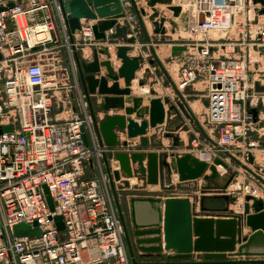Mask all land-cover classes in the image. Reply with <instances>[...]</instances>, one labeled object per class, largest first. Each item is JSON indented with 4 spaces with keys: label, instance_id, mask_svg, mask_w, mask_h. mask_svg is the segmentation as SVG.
Masks as SVG:
<instances>
[{
    "label": "built area",
    "instance_id": "built-area-1",
    "mask_svg": "<svg viewBox=\"0 0 264 264\" xmlns=\"http://www.w3.org/2000/svg\"><path fill=\"white\" fill-rule=\"evenodd\" d=\"M142 1L155 8L148 5V0ZM120 3L125 13V8L137 0ZM186 7L192 19L190 30L201 36L187 42L185 57L176 67L179 81L173 84L177 93L170 107L169 97L164 96L168 98L166 115L179 106L178 90L199 80L206 98L205 125L199 129L207 136L215 131L219 135L208 149L233 154L231 145L241 136L247 156L259 145L249 132L261 136L264 131L256 125L259 117L254 120L247 110V102L250 106H256V102L246 79L244 50L250 51L251 62L257 61L251 52L260 57L264 13L259 10L264 3L189 0ZM201 13L202 21L198 22ZM135 16L125 13L124 17L131 23ZM94 22L81 16L80 28L70 33L60 0H0V127L12 124L11 129L0 131V264H132L102 156L114 151H141L137 148L140 142L130 145L133 137H127L125 129L115 128L119 144L114 148L100 146L80 92L77 99L82 112L70 113L64 122L52 118L62 87L77 84L74 50L101 42L94 38ZM236 25L238 36L228 41L224 35ZM220 28H225L224 35L207 36ZM252 78L250 75L249 80ZM161 124L148 128L147 133L151 130L150 135H154ZM199 129L192 131L191 127L187 142L194 156L201 153ZM124 140L127 145L122 144ZM180 153L166 154L165 159L170 162ZM107 160L111 171L119 169L113 156H107ZM88 169L95 174L87 175ZM43 184L47 185L53 209L46 201ZM55 215L61 216L62 229L57 227ZM20 222L37 226L38 234H15L14 226Z\"/></svg>",
    "mask_w": 264,
    "mask_h": 264
},
{
    "label": "water",
    "instance_id": "water-1",
    "mask_svg": "<svg viewBox=\"0 0 264 264\" xmlns=\"http://www.w3.org/2000/svg\"><path fill=\"white\" fill-rule=\"evenodd\" d=\"M63 9L67 12V23L70 33L75 29L80 28L79 17H90L95 19L92 24V32L96 41H107L109 43L118 42L116 46L115 56L121 59V63L115 70L108 58L99 60L98 52L104 53L108 57L107 46L99 49H94L92 60L86 61L82 57L81 49L74 50V59L76 65V72L79 86L89 105V112L92 119L93 129L96 134L97 142L100 146L104 144L108 147L114 148L119 142L115 128L125 129L127 137H139V142L142 146H146L149 142L154 145L158 140L155 135L149 139L146 136L148 128H154L158 124L165 121L166 108L165 103L168 102L167 97L160 95L147 96L148 105L141 106L140 96H129L132 84V79L135 77V70L140 64L137 56H129L127 51L130 45L135 42V36H126L131 33L130 22L125 18L120 0H60ZM171 0H148L147 3L153 6L156 2L170 3ZM264 3V0H259ZM12 4L11 2L9 3ZM91 5L92 7H90ZM168 7L173 11L174 15H178L181 7L179 5L169 4ZM259 12L264 13V8ZM158 15L155 10L151 18ZM124 17V18H122ZM203 14L201 13L198 22L202 21ZM122 18V21L119 20ZM165 20L164 16H160L158 20L153 21L155 25V32H164L162 22ZM170 21V20H169ZM111 29L107 34L105 30ZM186 49L184 44H173L171 46V54H176L178 51ZM110 56V55H109ZM1 58V53H0ZM162 67V63L157 60ZM100 66L105 67V74H100ZM98 76H95V75ZM123 77L125 86L120 87L118 79ZM112 79V83L107 85V80ZM142 84V81H138ZM101 95L103 100L99 105V109L107 111L110 107H119L124 109V114H104L102 118L98 119L93 109L92 99L90 94ZM153 93L150 90V94ZM182 98V97H181ZM131 100L132 104H126ZM180 104V102H178ZM206 104V103H205ZM183 106L182 104H180ZM248 112H251L253 119L258 117V107L250 106L247 102ZM191 115V111H189ZM134 113V116L131 114ZM187 114V113H186ZM147 116V117H146ZM191 116H194L193 114ZM12 128V124L3 125L1 130H8ZM166 136H171L174 141L178 137L170 132H166ZM123 145H127L128 141H122ZM228 156L244 165L241 161L234 157L233 154L226 152ZM107 156H113L119 163V169L110 170ZM103 153V162L106 172L109 177L110 186L113 190V196L119 217L122 222L123 236L126 244L128 254L131 258L132 264H235V263H256L264 262L262 259L241 258L232 259L227 258V255H263L264 256V199L256 197L252 194L244 195L243 206L241 212H234L233 209L227 205L216 208L225 211L227 214L218 217L207 216H192V203L187 196H166L161 198L159 196H133L129 199L130 214H131V228L128 229L126 221L121 212L120 202L116 193L114 180L119 181L121 175L126 178L136 176L144 179L147 183H158L160 180V170L165 166L168 171L172 167L177 173L179 180L195 179L203 176L204 178H215L219 176L216 169V164L228 167L226 161L220 157L214 158V164H210L204 158L196 157L189 152L173 156L168 162L165 158H161L159 153L153 149L148 151H114ZM248 162L254 161V155L249 152L246 156ZM145 161V163H144ZM209 167L211 173L207 174L205 171ZM246 167V166H245ZM231 177L225 180V184L230 181ZM262 180V179H261ZM125 186L128 185V180H122ZM46 201L53 209V200L50 196L46 184L42 185ZM204 196L199 199L200 209H206L203 203ZM215 198L229 199L226 194L215 195ZM229 200H234L231 197ZM135 201L148 202L150 207L143 210L135 211ZM163 204V208H162ZM215 209V208H214ZM252 209V210H251ZM57 227L63 228V223L60 215H55ZM208 223L209 228H201L200 224ZM223 224H229L230 229L225 231L221 228ZM248 226L251 232L244 237L241 242L242 226ZM14 232L17 235H34L38 234L37 226L20 222L14 226ZM163 235V237L161 236ZM150 235V236H147ZM193 235L195 236L193 238ZM236 240L238 244L236 252ZM141 250V256L149 257L152 253L164 258L162 260H141L135 259L134 247ZM174 250L175 253L164 251ZM191 251L204 252L203 261H187V260H170L171 258L184 259L190 256Z\"/></svg>",
    "mask_w": 264,
    "mask_h": 264
},
{
    "label": "crops",
    "instance_id": "crops-1",
    "mask_svg": "<svg viewBox=\"0 0 264 264\" xmlns=\"http://www.w3.org/2000/svg\"><path fill=\"white\" fill-rule=\"evenodd\" d=\"M172 3L174 5H179L180 0H174V2H172ZM158 5H161V3L160 2L155 3V8L158 9L159 15L155 16L153 19H150L151 8L148 6L150 8V10H148L147 6L145 5V3L142 0H137L136 4L134 3L133 6H131L129 8H125L126 14L134 13L136 15L135 19L130 23L132 32L126 34V36H130V34L135 36V42L130 45V49L127 51V54L129 56L135 55L140 60V64L134 73L135 77L131 81V82H134V84L132 83L130 85L131 92H130L129 96H127V98L130 99V97H132V96L133 97L134 96H140L141 97L140 105L144 106V105H148L147 96H152V95H160L163 97L167 96V97H169V103H167V105H169V107H170V104L174 103V98L176 96H175V92L172 88L175 80H174V76L172 74L173 72H170L171 68H169V67L172 64H176V67H177V65H179L180 62L184 59L185 54H186L185 49L178 51L176 54H171V52H172L171 46L173 44L187 45V42H189V39H190V35L188 34V31H190L191 21H190V19H187L185 17V12L179 13V15L175 16L173 14V11L171 9H169L168 7H166L167 4H162V5H164L162 8H160V6H158ZM138 9L141 10L140 13L138 12V11H140ZM142 9H144V12L142 11ZM161 15H163L165 17V20L162 22V27L164 28L163 33L162 32H155L154 31L155 25L153 24V20L154 21L158 20V18ZM119 20L122 21L121 18H119ZM117 45H118V42L109 43L107 41L96 42V43L94 42L92 44L85 45V46L81 47L82 57L86 61H90V60H92V54H93L94 49H99L103 46H107L108 57L106 54L98 52V59L102 60V59L108 58L112 64L113 68L116 70L117 67L119 66V64L121 63V59L116 58V56H115V51H116ZM157 60H159L162 63V67L159 65ZM172 66H174V65H172ZM100 67H101L100 74H105V72H106L105 67L104 66H100ZM159 70H161V71H159ZM95 76H98V75L96 74ZM138 81H142V84H138ZM76 82H77L76 86L72 85L71 87H68V86L62 87V89L60 91L61 94L58 95L59 100H57V99L55 100V102H57L58 105H60V104L62 105V108H64L67 104L65 109H62L61 114L66 113V115H67V113H69V111H70L69 107H72V111H70V113H72V112L74 113L77 111V106L74 104L73 100H75V98H78L77 97L78 92L82 93V95H83V92L79 86L77 72H76ZM111 83H112V79L109 78L107 80V85H110ZM118 84L120 87L125 86L123 77H120L118 79ZM132 85H133V87H132ZM196 89L201 90V87L196 88ZM150 90H152L153 93L150 94ZM183 90L184 89L179 90L180 98L177 97V100L175 99L176 102H180V104H182L183 106H181L180 104H177L179 106L175 105L176 107H173L174 108L173 111L167 112L165 121L161 125L165 124V122L169 118V121H168L169 123H168L167 129H172L175 131L177 129L181 130L179 132V135H180V138H179L180 143L179 144L185 145L188 142V135H189L188 133L190 132L191 127H192L190 122H189V117L191 118L192 113H191V115H189L188 110L190 111V109L188 108V106L184 102V100H186V98H185V92H183ZM83 97L85 98L84 95H83ZM90 97L92 99L93 109H94L98 119L102 118L103 115L106 113H108V114H116V113L124 114V109L119 108V107H110L107 111L101 110L97 107H99V105L102 103V100H103L102 96L93 93V94H90ZM195 100H198V102L201 104V106H203L204 112H205L206 98L203 96V93H201L199 95V97ZM126 104L131 105L132 104L131 100H129V102H127ZM86 106H87V111L90 114L89 105L87 103V100H86ZM256 107H258V106H256ZM260 113H262V111L260 109H258L259 120H258L256 125L259 129H261L264 126L263 125L264 122L260 123L262 118H263V117L262 118L260 117ZM67 116H69V115H67ZM131 116H134V113H132ZM204 117H205V114L203 113V118ZM262 131H264V130H262ZM150 133H153V132L151 130H149V132L146 134V136L150 137L151 136ZM182 133L185 134V138L182 135ZM129 142L132 143L130 145L134 146V144H137V146H138L139 139H138V137H133V138L129 139ZM173 144L176 146L178 144V142L174 141ZM151 145L152 144L150 142L146 146H141L139 143V147H137V148H138V150H141V151H148V150H150V147H152ZM161 145L166 146L167 144H164V142L161 141ZM231 146H233V145H231ZM231 148H233V147H231ZM166 150H168V149H166ZM232 150H236V148H233ZM261 150H262V152H264V148ZM173 152L180 153L177 149L173 148L172 152L170 151L169 153H167V155H169V157H170ZM162 167H164V166H162ZM174 171H175L174 169H172L170 171V174H172V176H173V174H176V172H174ZM160 176H161V171H160ZM169 176H171V175H169ZM134 177L135 178L131 179V177L126 178L123 175H121V178L119 181H114V184H115L114 190L116 189V193H117V196H118V199L120 202V206H121V212L123 214V217L126 221V225H127L129 230L131 228V224H130L131 223V214H130L131 212H130L129 199L133 196L149 195V194L142 193V191L136 192L137 189H144L146 191V190L156 189L155 187L157 186V185H149L150 183H147L146 181H144V179L137 178L136 176H134ZM124 179L128 180L127 186H125L122 182V180H124ZM190 180L191 179H188V180L180 181L178 183V186L180 187V189H183V192L180 194H177L176 196H187L190 198V201L192 203V216H204V217L207 216V217H214L215 218V217L223 216V215H233V214H227V213H225V211H221V210L216 209V208L226 206L227 201L224 198H215L214 195L209 196V197H205L203 200V203L208 208L200 209L199 200L198 199L196 200L197 196H200V194H201V193L198 194V191H197V188L199 185L197 183L196 185L194 184L195 187H193V182H189ZM141 181L145 182V183H140ZM171 183H176V182H174L171 179ZM166 185L168 186L170 184H166ZM148 186H150V188ZM140 187H143V188H140ZM151 196H159L161 198L166 197L164 195L157 194V193L152 194ZM134 203H135V211L136 212H139V211L143 210L144 208L150 207L148 202L135 201ZM232 205H233L232 203H229L227 206L229 208L233 209L234 212H241L240 211L241 206L238 203L235 204V207H233ZM162 208H163V204H162ZM200 227L201 228H209V224L208 223H202V224H200ZM221 228L223 230L227 231L230 229V225L229 224H223L221 226ZM250 232H251V229L248 226H246V225L242 226L241 233H240L241 242L244 240V237L247 234H249ZM147 236H150V235H147ZM161 236L163 237L162 234H161ZM194 237L195 236L193 235V238ZM238 244H240V242L238 240H236V243H235L236 248L234 249V252H236ZM133 247H134V252H135V259L138 261H141V260L156 261V260L164 259V258L156 255L155 253H152L151 256H149V257L141 256V254H143V252L141 250H139L138 248H136L134 244H133ZM164 252H169L171 254L175 253L174 250H169V251H164ZM203 254H204V252H202V251H191L190 256L187 258H184V259L171 258L170 260H174V261L175 260H187V261L199 262V261L204 260ZM257 256H259V255H257ZM226 257L232 258V259H241V258H250V255L234 254V255H227ZM235 264H250V263H235Z\"/></svg>",
    "mask_w": 264,
    "mask_h": 264
},
{
    "label": "rangeland",
    "instance_id": "rangeland-1",
    "mask_svg": "<svg viewBox=\"0 0 264 264\" xmlns=\"http://www.w3.org/2000/svg\"><path fill=\"white\" fill-rule=\"evenodd\" d=\"M161 5L160 8H162L164 5L162 4H167L166 7H168L169 4H173L171 1L170 3H166V2H160ZM155 5V4H154ZM184 5V4H183ZM188 4L184 5L183 7V12H186L187 6ZM169 8V7H168ZM147 9L150 10V8L147 6ZM170 9V8H169ZM158 11V9H155L151 7V14H150V19L151 15L153 14V12ZM159 15V14H158ZM156 15V16H158ZM163 16V15H161ZM187 19H189L188 14L185 16ZM154 18V17H153ZM263 19V18H261ZM154 21V20H153ZM171 22V21H170ZM192 26V24H191ZM237 25L234 26L232 29L229 30L228 34L229 36H227L225 33V35L223 34V32H221V29L218 31H210L209 33H207V36L210 37H217L219 35H224V38H226L228 41L231 40H236L235 37H237ZM189 35L191 36V39H189V43H192L193 39L195 38V40H197V38L200 37V35L198 34V31L195 32L194 30H190ZM199 35V36H198ZM231 38V39H230ZM246 40H248V36L246 37ZM260 57L258 56L257 53L251 52V55H253L252 57L256 56L257 61L256 62H251L250 60V51H248L247 48H245L244 53H245V72H246V79L248 78V85L251 87L252 91H253V96L251 98H253V102H256V106H258V109H260L262 111V113H260V117L262 118L260 123L264 122V47H260ZM236 52L238 53L239 49L238 46H236ZM253 51V50H252ZM237 53H235L237 55ZM64 57H65V52L61 53ZM64 63H66V60L64 58ZM257 64H259L258 66H256ZM174 65V66H172ZM170 65L169 68H171L170 72H173V76H174V80L176 82L179 81L178 78V73H177V68H176V64H172ZM161 71V70H159ZM250 75H252L254 77L253 81H250ZM201 83L199 81L195 82L192 86H188L187 88H185L183 90V92H185V98L186 100H184L185 104L188 106V108L190 109L191 113L194 116H191V118L189 117V122L192 126V131H197V129H199V127L201 128V126L205 125V120L203 118V113H204V108L203 106H201V104L198 102V100H195L199 97V95L201 93H204V90H198L196 88H200ZM179 91V90H178ZM177 90L175 91V96H176ZM200 93V94H199ZM176 98V97H175ZM250 98V99H251ZM86 100V98H84ZM74 104L77 106V111L78 112H82V108L79 104V100L77 98H75V100H73ZM251 102V101H250ZM176 104H178L176 102ZM253 105V104H252ZM67 106V104H66ZM65 106V107H66ZM191 106V107H190ZM62 105H58L57 102L54 103V109H53V113H52V118L55 122L59 123V122H64L66 117H70V111L69 113L61 114L62 109ZM193 108V109H192ZM195 112H194V111ZM205 114V113H204ZM169 118L167 119V121L165 122V124L161 125L160 127L156 128L154 131V135L156 137V139L158 140L157 144L151 145L152 147H150V149L155 150L156 152L159 153L161 158H165L166 154L169 153L170 151L172 152V149H177L179 152L185 153V152H189V148H190V143L189 144H179L180 143V135L179 132L181 130L177 129L172 130V129H167L168 126V122ZM199 124H198V123ZM264 125V124H263ZM204 128V127H203ZM202 128V129H203ZM165 130V131H163ZM205 130V128H204ZM264 130V126L259 129V131ZM163 132H170L174 135H176L178 137V144L175 146L173 144L174 140L173 138L170 136H166L162 134ZM192 131H190L188 134V138L189 136L192 134ZM206 132V131H205ZM205 132H203L202 130L199 129V135L201 138V142H199L198 146L200 147V151L202 153V155L200 154H196V157H204L208 163L210 164H214V158L215 157H220L222 158L224 161H226L228 167H224L222 168H218L217 172L219 173L218 177L215 178H204L203 176L197 177L194 180L191 179L189 182H193V187H195V185L198 183V194H200V196H197L196 200L200 199L202 196L204 197H209L212 195H218V194H226L228 195L229 199L231 197L234 198V200H227V204L232 203L233 207H235V204L238 203L241 207L243 206V202H244V195L245 194H252L256 197H262L264 198V152H262L261 149L264 148V135L259 136L257 134V132L252 131L249 132V136L251 138H255L259 140V145L257 147H254L253 150H250L252 152V154L254 155V161L252 163L248 162L246 159V156L243 154V148H245V143H244V139L239 136L236 139H234L233 143H232V147L236 148V150H233V155L235 158H237L239 161H241L244 165H241L239 162H237L236 160H234L233 158H231L230 156H228L227 154L221 152V151H214L213 150H209L208 146H212L217 140H218V133L215 131L214 133H211L210 136L205 135ZM182 135L185 138V134L182 133ZM161 141L164 142V144H167L166 146H162L161 145ZM213 147V146H212ZM231 148V149H233ZM168 149V150H166ZM215 152V153H214ZM197 153V152H196ZM203 153L205 154V156H203ZM161 176H160V180L157 184V186L155 187L156 189H151V190H144V189H137L136 192L138 191H142V193L144 194H161L164 196H171V195H177L183 192V189H180V187L178 186L179 178H178V174H170V172L167 170V168L161 167ZM207 174L211 173V169L209 167H207L206 171ZM87 175H94L95 171L88 169L86 171ZM171 175V176H169ZM228 177H231L230 181L227 183V185L225 184V180H227ZM171 179L176 182V183H171ZM262 179V180H261ZM143 181V180H142ZM141 183H145L142 182ZM145 181V180H144ZM166 184H170V185H166ZM195 184V185H194ZM134 187V186H133ZM150 188V186H148ZM192 187V188H193ZM143 188V187H140ZM191 188V189H192ZM209 193V194H208ZM113 194V193H112ZM250 255L251 259H263L264 256L263 255ZM250 264H264V262H256V263H250Z\"/></svg>",
    "mask_w": 264,
    "mask_h": 264
},
{
    "label": "bare ground",
    "instance_id": "bare-ground-1",
    "mask_svg": "<svg viewBox=\"0 0 264 264\" xmlns=\"http://www.w3.org/2000/svg\"><path fill=\"white\" fill-rule=\"evenodd\" d=\"M188 1H189V0H180V3H181V4H179V6L181 5V6H180L181 9H180L179 13H183V6L186 5V4H188ZM171 2H174V0H171ZM183 4H184V5H183ZM89 6L92 7L91 5H89ZM178 15H179V14H178ZM186 15H187V14L185 13V16H186ZM175 16H177V15H175ZM188 17H189V15H188ZM182 18H183V17H182ZM184 18H185V17H184ZM189 19H190V17H189ZM175 21H176V20H175ZM190 21H192V19H190ZM223 26H226V23H224ZM177 27H178V26H177ZM220 29H221V32H223L225 28H220ZM187 31H188V30H187ZM212 31L214 32V31H218V30H212ZM188 32H189V31H188ZM188 34H189V33H188ZM199 35H200V34H199ZM199 35H198V36H199ZM200 36H201V35H200ZM111 55H112V54H111ZM133 81H134V80H133ZM197 81H199V80H197ZM197 81H196V82H197ZM132 83L134 84V82H132ZM132 87H133V85H132ZM145 93H146V92H145ZM199 154L202 155V153H199ZM203 156H205L204 153H203ZM202 158H204V157H202ZM204 159H205V158H204ZM219 167L222 168V169L224 168L222 165H220V164H216V169H217V170H218ZM132 178H135V177L132 176L131 179H132ZM138 182H139V181H138ZM140 183H141V182H140ZM149 185H157V184H156V183H150Z\"/></svg>",
    "mask_w": 264,
    "mask_h": 264
}]
</instances>
